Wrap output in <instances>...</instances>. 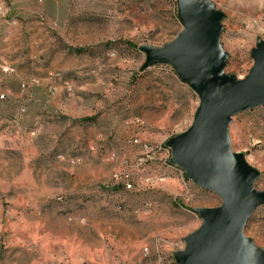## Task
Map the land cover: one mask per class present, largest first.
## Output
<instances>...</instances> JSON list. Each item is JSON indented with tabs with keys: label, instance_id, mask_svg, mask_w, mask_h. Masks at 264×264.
<instances>
[{
	"label": "rangeland",
	"instance_id": "rangeland-1",
	"mask_svg": "<svg viewBox=\"0 0 264 264\" xmlns=\"http://www.w3.org/2000/svg\"><path fill=\"white\" fill-rule=\"evenodd\" d=\"M214 1L227 13L226 68L244 76L264 37V0ZM177 8V0H0V264H178L174 252L202 221L196 208L222 203L169 165L165 140L191 124L197 93L170 65L141 69L140 45H162L183 28ZM89 107L96 113L85 115ZM230 133L264 189V104L234 115ZM145 141L163 154L153 181L142 176L152 161L134 166ZM167 166L182 178L180 194L160 185ZM44 229L61 237L60 252L42 254ZM246 232L264 246V204Z\"/></svg>",
	"mask_w": 264,
	"mask_h": 264
},
{
	"label": "water",
	"instance_id": "water-1",
	"mask_svg": "<svg viewBox=\"0 0 264 264\" xmlns=\"http://www.w3.org/2000/svg\"><path fill=\"white\" fill-rule=\"evenodd\" d=\"M183 28L162 45L144 43L141 69L170 65L198 95L191 124L165 140L170 163L185 176L222 198L215 206H199L200 225L174 252L178 264H264V246L246 232L264 189L257 187L260 169L244 151L233 148L234 115L264 104V37L250 55L244 76L226 68L230 53L222 41L227 13L214 0H177Z\"/></svg>",
	"mask_w": 264,
	"mask_h": 264
},
{
	"label": "crops",
	"instance_id": "crops-1",
	"mask_svg": "<svg viewBox=\"0 0 264 264\" xmlns=\"http://www.w3.org/2000/svg\"><path fill=\"white\" fill-rule=\"evenodd\" d=\"M182 82V81H181ZM183 83V82H182ZM76 107H74V112L76 113ZM84 110V114L85 115H92L95 112V110H92L91 107L83 109ZM79 111L78 114H81L82 110H77ZM104 116V114H101V116ZM170 118V111L167 114V119ZM166 119V117L164 118V120ZM123 121H121L120 117L115 114L114 115V123L112 125H114L115 130H117L118 127L122 126ZM140 128V127H139ZM162 152H158L157 155V159L152 160V163L150 167H148V171H146L145 173L142 174V176H146L145 178L148 181H153V177L155 175H152V173H149V169L152 170L151 172H156V166H159L158 164V160H161V156H162ZM171 165V164H169ZM174 170L172 169V166L168 167L167 166V175L166 176H162V180H161V187L167 190V193H173V194H180L181 193V189H182V178L181 176H179L177 173L173 172ZM146 174V175H145ZM152 175V176H151ZM142 180H144V178H141ZM46 189V188H45ZM72 189V187L70 188ZM71 191L76 192L78 191L76 187H74ZM45 193L46 190H45ZM39 210V206L37 208ZM36 225L39 226L40 224H44L45 222L43 221L42 223L40 222V220L42 221L41 217L39 215L36 216ZM41 228H43V226H40ZM45 228V227H44ZM42 233L38 234L37 237V243L40 245V250L42 251V254H44L45 256L47 254H51L53 252H60L61 250V237L56 234L54 231H47L44 229V231H41ZM90 250V248H88ZM88 256V255H86ZM50 257V256H49ZM83 259V256H79V260Z\"/></svg>",
	"mask_w": 264,
	"mask_h": 264
},
{
	"label": "built area",
	"instance_id": "built-area-1",
	"mask_svg": "<svg viewBox=\"0 0 264 264\" xmlns=\"http://www.w3.org/2000/svg\"><path fill=\"white\" fill-rule=\"evenodd\" d=\"M1 97H4L5 96V93H1L0 94ZM134 140L136 142H138V138H134ZM159 146L156 145V144H152V143H149V142H142L141 144V149L140 151L138 152L137 154V157L134 161V166L137 168V169H140V168H144L145 165L147 163H149V161H152L154 159H157V155H158V152H159ZM170 158V156H168ZM172 166L176 167L180 172H184V170L176 165H173L171 164ZM125 179H126V187L127 188H130L133 186L132 182L130 181L129 178H131V174L130 173H125ZM116 177L119 178V175L116 174Z\"/></svg>",
	"mask_w": 264,
	"mask_h": 264
},
{
	"label": "bare ground",
	"instance_id": "bare-ground-1",
	"mask_svg": "<svg viewBox=\"0 0 264 264\" xmlns=\"http://www.w3.org/2000/svg\"><path fill=\"white\" fill-rule=\"evenodd\" d=\"M183 173V172H182Z\"/></svg>",
	"mask_w": 264,
	"mask_h": 264
}]
</instances>
